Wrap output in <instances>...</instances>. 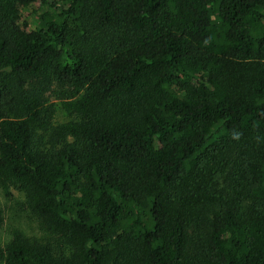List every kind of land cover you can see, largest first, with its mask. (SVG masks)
Segmentation results:
<instances>
[{"label":"trees","instance_id":"16d2710c","mask_svg":"<svg viewBox=\"0 0 264 264\" xmlns=\"http://www.w3.org/2000/svg\"><path fill=\"white\" fill-rule=\"evenodd\" d=\"M12 190L0 264H264V0H0Z\"/></svg>","mask_w":264,"mask_h":264},{"label":"rangeland","instance_id":"374dc122","mask_svg":"<svg viewBox=\"0 0 264 264\" xmlns=\"http://www.w3.org/2000/svg\"><path fill=\"white\" fill-rule=\"evenodd\" d=\"M41 14L37 6L35 8V14L27 19L28 23H31L32 26L41 24ZM70 119L71 117L66 113L58 110L55 122L65 123ZM24 201V195L17 190H12L11 197H6L0 191V210L4 218V223L0 229V247H5L11 240L13 232L16 230L23 232L31 238H41L43 236L36 220L29 211L22 208Z\"/></svg>","mask_w":264,"mask_h":264}]
</instances>
